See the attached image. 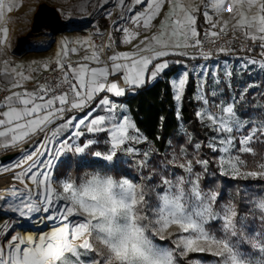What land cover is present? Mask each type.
<instances>
[{
	"label": "snow or ice",
	"instance_id": "6c2138e0",
	"mask_svg": "<svg viewBox=\"0 0 264 264\" xmlns=\"http://www.w3.org/2000/svg\"><path fill=\"white\" fill-rule=\"evenodd\" d=\"M234 2L236 12L232 17L235 21L232 30H239L245 40L252 42L248 51L255 48L261 50L259 59L250 58L242 67L245 70L258 67L264 72V0ZM113 3L121 11L117 13L118 19L112 23L124 34V43H130L138 35L128 24L149 29L152 21L168 5L169 11L160 26V32L151 38L155 41V48L144 46L148 44L146 38L137 45L136 53L114 52L107 59H102V49L92 41L91 34L73 41L65 39L61 42L63 55L58 53L56 61L62 73L56 87L40 85L34 91L13 92L0 102V147H16L19 143H27L32 137L43 133L42 142L32 150H21L14 163H0V173L20 169L13 174L23 184V187L17 188L13 185L6 193H0V213L4 214L0 218V264H109L108 257L97 251L92 238L93 232L108 233L110 237V230L98 219L104 215V210L99 204L86 203L77 195L71 183L63 180L58 187H53V162L62 152L85 153L90 150L97 141L88 138L81 146V137L85 136L86 130L88 134L105 133L109 137L105 144L110 151L103 155L105 160L113 161L118 152H123L138 157L137 169L148 168L151 172L150 152H141L137 147L147 141V137L127 114L128 109L118 105L109 95L100 97L101 93L114 94L115 97L125 95V87H121L118 82L109 81V77L119 74L127 90L135 91L146 84V76L147 82H154L170 68V64L183 65L180 60L169 61L167 57L170 55L189 58L188 49L192 48L196 50L190 57L193 60H209L214 56L212 51H204L203 41L198 38L196 15L199 9L193 7L192 0H96L93 14H103L111 19L112 12L107 9ZM16 4L17 0H0V24L8 21V14L14 11ZM209 6L216 14H220L224 0H207L203 5V15L210 29H213L205 33L204 40L217 43L220 35H227L228 22L222 21L223 27L216 31L217 22L209 16ZM81 10L85 9L82 7ZM8 34L7 27L0 29V51L7 45ZM109 39L106 46L111 48V38ZM70 43L76 46L69 47ZM227 43L231 41H226L225 44ZM81 45H88L92 49L91 56L83 59L96 66L79 63L77 67H73L71 63L64 62L68 53L76 52ZM216 51L223 53L230 50L220 47ZM145 52L148 55H143ZM4 64V75L10 77L12 87L23 88L20 81L31 77L18 70L21 66L11 67L7 61ZM198 67L201 68V81L192 100L201 106L194 112V116L212 135L206 136L205 142L192 145V159L188 158L187 149L181 147L179 154L173 151L171 159L165 160L167 168L175 166L185 175L173 173L175 178L170 179L162 172H152V175L159 178V183L149 188L146 182L152 176H145V182L139 184L141 187L138 193L137 183L131 179L120 181L119 195L122 198L121 203L127 209L126 218L130 221L128 227L135 232L138 241L149 246L152 245L149 236L152 239L169 241L171 246L158 250L162 253L161 264H181L182 261L186 264L189 253L194 252L211 253L215 259L210 264H264V214L259 217L261 230L254 234L248 233L247 217L238 216L236 203L220 202L219 184L215 188L202 189V177H214L209 171L210 159L200 158L198 155L202 147L212 153H219L217 159L211 163L217 166L216 171L220 176L233 179L258 178L264 181V162L255 164L258 170L242 171L247 168V164L240 158L241 153L256 156L250 144L264 137V120L241 119L238 115L237 101L247 103L244 100L247 90L244 88L240 90V96L232 95L229 101L221 99L217 102L216 98L223 95L219 85L230 87L232 72L228 70L227 62L223 73L217 71L212 75L211 87L207 86V74L204 71L207 65ZM189 75L185 68L179 76L166 81L173 90L178 117L182 111L181 102ZM60 85H66V90H61ZM251 87L256 88L259 85L253 83ZM256 107L264 108V105L258 104ZM85 109L91 110L82 118L77 119L76 115H72L65 119L66 112H83ZM97 111L104 114L93 117V113ZM57 121L63 122L57 124ZM54 124L56 126L52 127ZM246 128L248 131L244 134ZM69 130L71 132L67 138L59 139ZM237 141L239 148H236ZM167 143L168 148H173L170 142ZM93 154L97 158L102 156L101 151H94ZM196 167L200 168L199 172L195 171ZM26 180L30 181L31 186L24 183ZM161 187L164 189L163 193L156 191ZM238 192L239 190L233 194V201ZM152 193L158 202L155 208L148 205L146 198ZM258 207L264 209V201H260ZM255 214L254 212L253 215ZM37 217L39 223H51V231L35 237L17 231V226L22 222H32ZM70 217L79 219L72 223ZM215 221L220 222L223 233L221 236L208 230L207 226ZM173 226L179 231L170 233ZM223 236L231 239L222 238ZM242 244L256 249L259 258L254 261L244 260ZM220 249H227V253ZM194 264L201 262L195 261Z\"/></svg>",
	"mask_w": 264,
	"mask_h": 264
},
{
	"label": "rangeland",
	"instance_id": "374dc122",
	"mask_svg": "<svg viewBox=\"0 0 264 264\" xmlns=\"http://www.w3.org/2000/svg\"><path fill=\"white\" fill-rule=\"evenodd\" d=\"M43 2L52 5L57 9V11L61 14L64 26L62 27V30L57 34H53L48 29H43L39 32L32 33L26 50H28L31 47L34 49L36 48V49L48 50L49 54L51 56H54L52 60H56L58 58V53L62 55L61 42L63 40L67 39L69 41H73L75 39H83L88 37L90 34L92 41L96 45H97L96 43L97 40L102 39V36L104 34L108 32L112 34L114 38L116 52L136 53L137 45H140L141 41L146 40V38L148 39V44L144 46L155 48V41L152 40L151 38L157 36V34L160 32V26L164 22L165 15L169 11V7L166 4L165 7L162 9L161 14L157 16L155 20L152 21V26L149 29H144L143 27H135L131 24H128L127 26L133 32L138 33V35H135L131 39L130 43H124V34L118 30V26L112 23L113 21H116L118 19L117 13L121 11V9L118 6H116L114 3L110 4L107 9L108 11L112 12L111 19H109L103 14L101 15L93 14L96 0H17V4L14 11L8 14L9 16L8 21L6 23L0 24V29H2L3 27H7L9 29L7 45L4 47L3 51H0V68L2 64L5 61H7V56L10 53L15 52L18 37L23 34H26L31 30L34 13L37 9V6ZM192 2H193V7L199 9L200 6L203 7L204 3H206L207 0H192ZM82 7L85 9L84 11L81 10ZM207 11L212 19L218 18L217 20L218 25H223L221 23L222 21H227L228 22L227 24H234L232 23V17L235 15L236 12V4L234 0H224L223 11L220 14H216L210 6L208 7ZM74 46L76 45L71 43L69 45V47H74ZM91 54H92V49L89 48L88 45H81L78 47V50L76 52H69L68 56L71 55V57H74V59L80 62H84L85 60L83 58L85 56H91ZM143 55H148V53L145 52L143 53ZM46 58H48L47 55L41 61L45 62ZM250 58H254V57H238L231 61L229 59H226L210 67L205 68L204 71L207 74V86L211 87L213 83L212 75L216 74L217 71L223 73L225 70L224 65L227 62V68L232 72L230 87L225 86L224 84L219 85L220 91L223 93V95L216 98L217 102H219L221 99L224 101H229L232 95L240 96L241 94L240 90L244 88L247 90V95L244 96V100L247 101V103H240L239 101H237L236 103L237 113L241 117V119L255 118L257 121H259V120H264V108L256 107V105L258 104L264 105V72H262L258 67H250L248 70H245L242 66L244 65L245 61ZM255 59H259V58H255ZM192 66L193 65L183 63V65H180V70L177 76H179L185 70V68L189 72H191ZM253 83L259 85V87L256 88L251 87ZM104 95H109L110 99L117 102L118 105H121L126 109H128L127 105L124 102L115 99L112 94H102L100 95V97ZM200 106L201 105H199L198 108ZM90 110L91 109L84 110L82 113L77 112L74 115H76L77 119H79L82 118L84 115H86L87 112ZM100 114H104V113L97 111L93 113V117ZM127 114L130 115L129 111ZM69 117L70 114L66 115L65 119H68ZM62 122L63 121H57L56 123L59 124ZM55 126H56L55 124L52 125V127ZM249 127H251V125H249ZM81 130L84 129L82 128ZM182 131L185 133L186 132L185 128L182 127ZM247 131L248 128L244 130V134H247ZM70 132L71 130L65 132L59 139L63 140L67 138L70 135ZM88 138L95 139L97 143L93 145L90 150H86V152L81 155L93 156L94 151H101L102 156L100 158L97 157L96 158L106 161L103 158V155L107 154V152L110 151L108 145L105 144V141L109 139V137L105 133L88 134L85 130V136L81 137V146L84 142H86V139ZM42 140H43V133H40L32 137V139L28 140V142L23 144L21 147L9 151V152L17 153V156L12 161H15V159L19 158L21 154V150L23 149L32 150L38 143L42 142ZM261 141H264V137H261L260 141H254L253 143L250 144V146L253 148L254 152L256 153L255 157H253L249 153L240 154V158L244 160L245 163L247 164V168L242 169V171L258 170L255 167V164L264 162V142ZM137 147L140 148L141 152L143 151L150 152L149 168L152 171L150 172L148 168L137 169L136 160L138 159V157H132L126 153L118 152L117 155L114 157L111 165H113L115 162L118 161L123 162L126 165L129 172V175H124L123 177L127 179H131L134 183L141 184L145 182L144 181L145 176H152V178L146 182L148 187L151 188L152 185L159 183V178L157 176L152 175V172H162L165 176H167L170 179L175 178L173 173H175L176 175H185L183 172H181L180 169L176 168L175 166H173L172 168H167V166L165 165V160L171 159L173 151L179 154V149H180L179 147L173 146V148H170L162 155L161 152L154 146V144L148 140L145 141L143 144L138 145ZM182 147L186 148L185 145H183ZM239 147L240 145L237 141L236 148ZM187 151L189 153L188 158L192 159L193 157L191 154L193 153V151H190L188 149ZM235 154L236 152L235 150H233V155ZM2 155L3 154H0V156ZM70 155H77V154L73 152H67V153L62 152L61 155L53 162V167L51 169L53 187H58L60 182L63 181L65 178H67V173L59 175L58 170L61 162ZM218 155L219 153H217V157ZM19 170L20 169H14L13 172L0 173V193H6L11 187H13V185H15L17 188L23 187V184L20 181L16 180L13 174L14 172ZM195 171L199 172L200 168L196 167ZM249 179H253V178H249ZM24 183H28L29 186H31L30 181L26 180ZM202 189L208 190L205 188ZM156 191L163 193L164 189L161 187V188H157ZM146 198L148 200V205L150 207L155 208L157 206L158 202L156 200L154 193L150 194ZM222 202L228 203L231 201H222ZM254 212L255 213L258 212V210L255 209L254 207L252 208V211L250 213L238 212V216L240 218L247 217L246 229L248 233H252V234L259 232L261 230L259 215L257 214L253 215ZM8 216H11V214H8ZM3 217L4 214L0 213V218ZM38 219L39 218L37 217L35 221L22 222L21 225L17 226V231H19L24 235H29V234L33 235L34 237L51 231L52 228L51 223L48 224L39 223ZM77 219H79V217H76L75 219L72 217L69 218V220H71L72 223H76ZM207 227L208 230L211 231L213 234L217 236L223 235L220 229L219 221L211 222ZM169 231L171 233V232H178L179 230L178 228L173 226ZM154 240L157 243H160L166 247L171 246L168 240H159L158 238H154ZM241 250L245 253H251L255 257L259 258L258 251L256 249H253L250 245L242 244ZM195 254H201V256L196 257ZM213 259L215 258L212 256L211 253L194 252V253H189L188 257L186 258V264H194L195 261H200L201 264H210V262ZM181 264H185V262L182 261Z\"/></svg>",
	"mask_w": 264,
	"mask_h": 264
},
{
	"label": "trees",
	"instance_id": "16d2710c",
	"mask_svg": "<svg viewBox=\"0 0 264 264\" xmlns=\"http://www.w3.org/2000/svg\"><path fill=\"white\" fill-rule=\"evenodd\" d=\"M197 28L199 36L209 27L208 21L203 15L202 9L197 14ZM50 32L52 30L47 28ZM28 45V44H27ZM16 46L15 52L22 53L26 50ZM169 61L180 60L183 63L193 65L195 60L179 55H170L167 57ZM181 64H170V68L154 82H146L143 87L135 91H126L122 97L115 99L124 102L128 111L134 120L140 132L147 137V140L152 142L154 146L161 152V155L168 151V143L181 148L183 145L190 151H193L192 145L196 142H205L206 136H211L212 133L197 122L194 112L197 110V103L193 102V93L196 88V82L190 73L189 81L186 85V92L182 100V111L180 116H177L176 104L173 101V90L170 89V84L166 82L169 78L175 75L180 70ZM99 99V97L97 98ZM95 104H93L94 106ZM186 132L182 131V127ZM200 158L210 159L209 170L213 173V178L208 176L202 177V188H215L219 184L222 201H231L236 203L239 213H250L253 208V201L259 195H264V181L256 179H233L218 175L217 166L211 161L217 157V153H212L206 147H202L199 151ZM77 158L78 168L101 167L106 170L114 171L117 176L129 175L126 165L121 162H115L113 165L107 164L102 159L92 158L93 156H85L81 154L70 155L65 158L59 166V175L68 172V169L73 163V157ZM199 168V167H198ZM63 171V172H62ZM235 201L233 194L237 193ZM216 224V223H215ZM217 225V224H216ZM196 257L201 254H195Z\"/></svg>",
	"mask_w": 264,
	"mask_h": 264
},
{
	"label": "clouds",
	"instance_id": "9594fccd",
	"mask_svg": "<svg viewBox=\"0 0 264 264\" xmlns=\"http://www.w3.org/2000/svg\"><path fill=\"white\" fill-rule=\"evenodd\" d=\"M84 154V153H76ZM92 158H96L93 155ZM107 164L113 161L106 160ZM123 176H117L114 171L101 167L78 168L77 158L73 157V163L68 169L65 182L71 183L77 195L84 199L86 203L99 204L104 210V215L99 216V222L103 223L108 233H92V238L97 251L108 257L109 264H161L158 250L166 246L157 243L151 236L152 245L149 246L136 239V234L128 227L130 221L126 218L127 209L121 203L119 195V184ZM140 185L137 184V193ZM256 204L253 205L258 210L257 215L264 214V209L258 207L260 201H264V195L256 197ZM125 203H127L125 201ZM139 216L137 215V223ZM147 235V233H145ZM222 238L231 239L228 236ZM227 253V249H220ZM244 260L258 259L251 253L241 250Z\"/></svg>",
	"mask_w": 264,
	"mask_h": 264
},
{
	"label": "built area",
	"instance_id": "2783aa9c",
	"mask_svg": "<svg viewBox=\"0 0 264 264\" xmlns=\"http://www.w3.org/2000/svg\"><path fill=\"white\" fill-rule=\"evenodd\" d=\"M232 25L233 24H227V35H220L219 36V40L217 43H212L209 41H205L204 40V36L206 32H210L213 29L207 28L202 35L199 37V39H201L203 41V48L204 51H212L214 53V56L209 59V60H203V59H195V63L193 64V66L191 67V74L196 82V88L195 91L193 93V97L195 96V94L198 91V85L200 82V70L201 68L198 66H205L207 65V67H210L216 63H219L223 60L229 59V60H233L235 58L238 57H254V58H260V49L259 48H255V50L253 51H248L250 45L252 44L251 41L249 40H245L243 35L241 34V32L239 30L237 31H233L232 30ZM220 27H223V25L218 26L215 30L219 31ZM233 37H235V39H233ZM111 38V43H112V47L108 48L106 45L110 42ZM226 41H231V43H227L225 44ZM97 47L102 49L103 55H102V59H107L108 56L112 55L114 52H116V48H115V44H114V38L112 36V34H110L109 32L104 34L102 36V39L97 40ZM220 47H227L230 51L227 52H217L216 49L220 48ZM195 49L189 48L188 52H189V57H191L194 53H195ZM57 60H52L47 62L42 70H41V74L40 77L37 81V85H51L52 87H56L59 83H60V77L62 75V73L59 71L57 64H56ZM65 63H71L73 65V67H76L79 63L78 60L74 59V57L68 56L67 59L64 61ZM47 65V66H46ZM206 67V68H207ZM67 71V69H65ZM109 81L111 82H118L119 85L121 87H125L126 91L127 90V86L125 85L122 77L118 74L116 76H110L109 77ZM66 85H60L61 90H66ZM125 91V92H126ZM59 94V92L57 93ZM102 94H107V93H101ZM10 95L9 90L3 86L0 85V102H3L4 99ZM198 104H197V108H198ZM1 149V148H0Z\"/></svg>",
	"mask_w": 264,
	"mask_h": 264
},
{
	"label": "crops",
	"instance_id": "0c3cea01",
	"mask_svg": "<svg viewBox=\"0 0 264 264\" xmlns=\"http://www.w3.org/2000/svg\"><path fill=\"white\" fill-rule=\"evenodd\" d=\"M201 9L204 12L202 6L199 7V10H201ZM212 20L217 22L218 18L217 19H212ZM232 23H235V21L233 19H232ZM218 26H220V25L217 24V27ZM196 30L198 31V34H199V30L197 28V15H196ZM46 55L48 56V58H46L45 62L41 61V60L44 59V57ZM53 58H54V56H51L49 54V51L48 50H42V49H36V48L34 49L32 47L29 48L28 50L22 52V53H17V52L10 53L7 56V62H8V64L11 67L21 66V67L18 68V70L19 71H23L26 76H30L31 78L28 79V80H26V81H20V83L23 84V86H24L23 88H19V87L13 88L12 87V84L10 82V77L4 75V73L6 71V68H5V64L3 63L2 66H1V68H0V85L5 86L9 90L10 95H12L13 92H17V91H24V90L34 91V90H37V88H38L37 81H38V79L40 77L41 70H42L43 66L47 62L52 61ZM79 63H88L90 66H96L91 61H88V62H85V61L84 62H80L79 61ZM178 72L175 75H173L172 77H177ZM189 74H190V72H189ZM147 79L148 78L146 76V82H147ZM47 98L48 97H46V99ZM181 105H182V102H181ZM176 109L178 110V106L177 105H176ZM4 110H7V109H4ZM85 110H87V109H85ZM76 113L77 112H75V111L72 112V113L66 112L65 113V116L66 115H69V114L71 116V115H74ZM78 113H82V112H78ZM23 144H25V143H19L16 147H9L7 149H5L3 147H0L1 148L0 149V154H5L6 152L15 150L16 148L21 147Z\"/></svg>",
	"mask_w": 264,
	"mask_h": 264
},
{
	"label": "water",
	"instance_id": "95a60500",
	"mask_svg": "<svg viewBox=\"0 0 264 264\" xmlns=\"http://www.w3.org/2000/svg\"><path fill=\"white\" fill-rule=\"evenodd\" d=\"M64 26L61 14L55 7L45 2L40 3L32 19L31 30L17 39V47L24 48L30 41L31 34L50 28L53 34H57ZM17 156L16 152H8L0 156L1 163H9Z\"/></svg>",
	"mask_w": 264,
	"mask_h": 264
},
{
	"label": "bare ground",
	"instance_id": "6f19581e",
	"mask_svg": "<svg viewBox=\"0 0 264 264\" xmlns=\"http://www.w3.org/2000/svg\"><path fill=\"white\" fill-rule=\"evenodd\" d=\"M15 161H12V162H10V163H14ZM19 184V183H18ZM19 232V231H18ZM26 234H28V233H26Z\"/></svg>",
	"mask_w": 264,
	"mask_h": 264
}]
</instances>
